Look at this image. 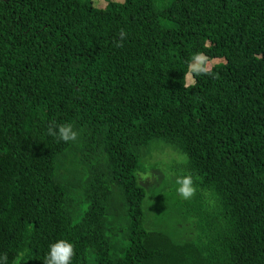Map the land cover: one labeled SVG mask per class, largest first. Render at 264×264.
I'll return each instance as SVG.
<instances>
[{
  "label": "trees",
  "instance_id": "1",
  "mask_svg": "<svg viewBox=\"0 0 264 264\" xmlns=\"http://www.w3.org/2000/svg\"><path fill=\"white\" fill-rule=\"evenodd\" d=\"M155 140L192 191L146 218ZM58 239L71 264H264V0H0V256Z\"/></svg>",
  "mask_w": 264,
  "mask_h": 264
},
{
  "label": "rangeland",
  "instance_id": "2",
  "mask_svg": "<svg viewBox=\"0 0 264 264\" xmlns=\"http://www.w3.org/2000/svg\"><path fill=\"white\" fill-rule=\"evenodd\" d=\"M92 3L96 7H101V5L104 3V0H92ZM167 22L174 24L171 21ZM220 61L223 62L224 60L222 58L207 59L205 60L206 67L217 64ZM191 63H195V61L193 60ZM185 81L187 83L192 82L191 73L186 74ZM143 160L145 161V166H147L148 171L141 170L138 173L140 181L147 186H150V184L156 185L146 190V198L143 200L142 208L145 210L146 218L150 215H152L153 218V216H155L158 211L156 210V208H154L153 211L148 212L147 208H149L151 204L155 205L156 207L160 203V199H158V197L161 194H167L169 192V194H173L174 198V195H176L174 194V180L176 175H179L181 174V172H183L184 164L187 161V156L178 148L163 141L155 140L151 143L150 148ZM151 166H153L152 169H150ZM162 213L163 209L159 211V214ZM163 223L167 224L168 228H173L175 230L177 229L173 222L164 220L160 224ZM188 224L190 226L193 225L192 223ZM184 232L187 233V231ZM195 232L196 230L194 231V233Z\"/></svg>",
  "mask_w": 264,
  "mask_h": 264
},
{
  "label": "clouds",
  "instance_id": "3",
  "mask_svg": "<svg viewBox=\"0 0 264 264\" xmlns=\"http://www.w3.org/2000/svg\"><path fill=\"white\" fill-rule=\"evenodd\" d=\"M121 40L125 37V32H119ZM195 63L188 65L189 71L197 75L207 72L206 62L202 55L196 54L193 57ZM54 129L50 127L49 133L55 136L58 140L63 142L75 141L78 137L77 130L74 129L70 123L54 125ZM192 178L189 175L179 174L176 175L174 180L175 191L182 197L191 195ZM23 253L17 256V260L22 259ZM73 257V245L71 242L58 239L48 245L47 253L44 257L43 264H71ZM6 257L0 256V264H5Z\"/></svg>",
  "mask_w": 264,
  "mask_h": 264
}]
</instances>
